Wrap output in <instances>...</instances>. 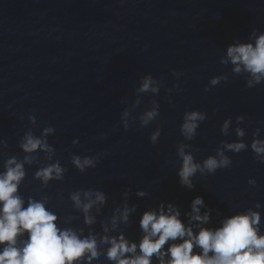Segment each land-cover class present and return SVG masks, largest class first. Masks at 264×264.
<instances>
[{
	"label": "water",
	"instance_id": "obj_1",
	"mask_svg": "<svg viewBox=\"0 0 264 264\" xmlns=\"http://www.w3.org/2000/svg\"><path fill=\"white\" fill-rule=\"evenodd\" d=\"M253 28L264 31V0H0V170L8 156L22 158L19 144L25 133L39 135L51 125L55 133L48 142L68 169L64 181L43 188L33 179L34 164L26 166L18 191L25 198L48 196V206L61 221L79 217L68 193L80 188L107 193L93 226L97 231L99 221L123 205L121 192L129 189L127 202L137 208L119 230L131 240H139L138 219L145 209L171 202L186 221L184 213L197 195L213 210L207 227L219 226L223 217L257 201L264 221V163L254 160L250 149L227 152L231 167L207 179L197 174L191 191L179 185L176 175L175 146L183 141L179 126L185 110L207 113L189 142L199 149L193 153L196 160L214 155L221 140L236 139L237 115L245 117L240 126L246 143L254 127L264 137V82L248 88L243 77L231 73V65L219 63L227 45L246 41ZM171 69L183 75L173 77ZM149 73L163 86L156 95L139 97L131 115L149 107L152 99L160 115L143 129L130 121L125 131L121 109L132 108L134 88ZM221 73L227 81L205 92L210 77ZM30 115L36 124L29 122ZM226 117L233 120L228 136L220 133ZM157 124L161 136L152 145L149 135ZM73 139L79 141L75 146ZM69 153L99 154V163L80 173L69 163ZM249 177L256 179L255 187L247 184ZM137 189L148 195L137 197ZM72 226L83 227L82 218ZM99 264L110 262L101 257Z\"/></svg>",
	"mask_w": 264,
	"mask_h": 264
},
{
	"label": "clouds",
	"instance_id": "obj_2",
	"mask_svg": "<svg viewBox=\"0 0 264 264\" xmlns=\"http://www.w3.org/2000/svg\"><path fill=\"white\" fill-rule=\"evenodd\" d=\"M219 63L231 65V73L243 77L248 88L264 82V31L253 28L246 41L234 39L227 45ZM170 71L176 78L183 75L175 69ZM227 79L224 73L210 77L204 91ZM162 86L161 79L150 73L139 78L138 86L134 88L137 98L132 101V108L122 107L120 112V123L125 131L129 130L130 121H138L143 129L157 120L160 105L155 99L137 116L131 113L140 105L139 97L149 93L156 95ZM173 88H178L175 82ZM164 90L166 93L172 91L170 88ZM167 102L171 104V96L167 97ZM206 119L204 111L185 110L179 126L183 141L175 146L179 161L176 175L179 185L189 191L195 187L197 174L207 179L218 169L231 167L232 159L226 154L229 151L238 154L250 149L254 160L264 163L262 129L254 127L251 140L246 143L243 138L247 133L240 126L245 121L242 115L235 117V140H221L214 155L196 160L193 153L199 149L189 142L194 140L197 129ZM29 122L36 124L37 120L30 115ZM232 125V118L226 117L220 125V133L228 136ZM54 133L51 125L43 127L39 135L31 131L25 133L19 144L24 153L22 158L11 155L4 160L0 170V264H99L101 257L110 264H153V261L155 264H264V221L258 201L252 207L223 217L219 226L214 228L206 226L213 210L207 207L202 196L197 195L190 201V211L184 213L186 221L176 205L161 201L140 214L138 228L141 235L137 241L127 238L119 230L121 224H128L137 208L127 202L128 188L121 192L123 205L114 208L106 221H99V231L93 226L97 223L101 206L106 203L107 193L102 189L80 188L68 193L72 209L79 213V217L69 215L61 221V217L48 206V196L25 198L18 191L27 175L26 166L34 164L38 166L33 179L38 180L43 188L52 181H64L68 169L61 165L55 148L48 142V137ZM104 135L101 133L99 138L103 139ZM160 136L161 127L157 124L150 132L149 142L157 144ZM78 143L77 139L72 140L73 146ZM69 157V163L80 173L94 169L99 163V154L82 157L69 153ZM256 183L255 178L247 179V184L252 187ZM135 195L143 198L148 193L137 189ZM77 218H82L83 227L72 226Z\"/></svg>",
	"mask_w": 264,
	"mask_h": 264
}]
</instances>
